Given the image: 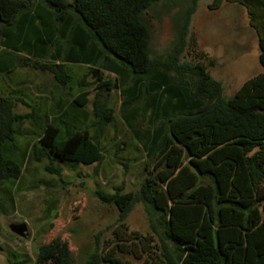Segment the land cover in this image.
Wrapping results in <instances>:
<instances>
[{"label":"trees","instance_id":"1","mask_svg":"<svg viewBox=\"0 0 264 264\" xmlns=\"http://www.w3.org/2000/svg\"><path fill=\"white\" fill-rule=\"evenodd\" d=\"M165 1L0 0V80L24 58L63 88L71 82L68 64L89 66L91 73L100 67L124 86L122 115L149 162L137 192H126L123 185L99 195L118 210L119 219L109 239L96 237L85 264H264V72L226 99L222 83L202 63L206 55L180 63L194 45L188 37L197 0L173 17L171 53L153 60L146 16ZM228 1L247 10L264 69V0ZM79 85L97 86L93 106L99 129L90 133L78 125L79 117L58 108L31 146L37 162L102 161L103 129L114 115L102 95L111 82L99 76ZM90 94H79L72 108L84 109ZM16 105L0 93V183L14 184L23 173V162L15 158L16 126L29 116L17 115ZM147 115L149 127L141 133L135 122ZM139 203L150 235L131 231L126 223ZM35 264L76 261L68 244L56 239L39 248Z\"/></svg>","mask_w":264,"mask_h":264},{"label":"rangeland","instance_id":"2","mask_svg":"<svg viewBox=\"0 0 264 264\" xmlns=\"http://www.w3.org/2000/svg\"><path fill=\"white\" fill-rule=\"evenodd\" d=\"M191 2L167 0L148 12L153 60H165L171 53L175 40L173 17L187 10ZM192 16L188 42L194 45L192 49L187 47L180 63L193 64L202 59L198 55H206L202 63L222 83L224 97L230 99L246 81L264 72L259 62L258 38L250 26L247 10L228 0H222L220 5L216 0H197ZM210 61H214L213 66ZM26 63L23 58L20 67L2 75L0 80V93L16 99L15 113L29 116L24 124L16 126L15 158L24 164L22 176L14 184L0 183V264H35L39 248L56 239L68 244L76 264H85L96 237L100 236L102 241L109 239L119 219L118 210L104 203L99 195L114 193L123 185L126 192H137L149 160L123 118L124 86L116 75L98 67L95 76L90 67L68 64L65 71L71 82L68 88H63L52 74ZM99 76L102 82H111V90L103 93L102 100L114 110L112 122L103 129L102 161L93 165L62 164L49 159L37 162L31 146L39 143L43 128L58 108L71 118L79 117L78 125L90 133L99 129L93 106L97 86L79 85L84 80L95 82ZM84 91L91 92L89 103L75 111L73 102ZM135 127L145 132L149 115L139 117ZM126 223L131 231L151 234L141 203L134 207ZM23 224L27 227V237L11 230V226Z\"/></svg>","mask_w":264,"mask_h":264},{"label":"water","instance_id":"3","mask_svg":"<svg viewBox=\"0 0 264 264\" xmlns=\"http://www.w3.org/2000/svg\"><path fill=\"white\" fill-rule=\"evenodd\" d=\"M98 72H96L94 75L96 76ZM11 230L13 233L21 236V237H27V227L25 224L23 225H13L11 226Z\"/></svg>","mask_w":264,"mask_h":264},{"label":"crops","instance_id":"4","mask_svg":"<svg viewBox=\"0 0 264 264\" xmlns=\"http://www.w3.org/2000/svg\"><path fill=\"white\" fill-rule=\"evenodd\" d=\"M83 66H86V65H83ZM86 67H89V66H86Z\"/></svg>","mask_w":264,"mask_h":264}]
</instances>
